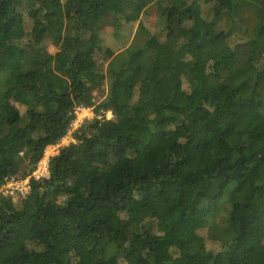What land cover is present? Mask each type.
I'll return each mask as SVG.
<instances>
[{"label":"trees","instance_id":"1","mask_svg":"<svg viewBox=\"0 0 264 264\" xmlns=\"http://www.w3.org/2000/svg\"><path fill=\"white\" fill-rule=\"evenodd\" d=\"M155 2L164 37L140 40ZM79 105L49 176L0 195V264H264V4L0 0V187Z\"/></svg>","mask_w":264,"mask_h":264},{"label":"rangeland","instance_id":"2","mask_svg":"<svg viewBox=\"0 0 264 264\" xmlns=\"http://www.w3.org/2000/svg\"><path fill=\"white\" fill-rule=\"evenodd\" d=\"M260 4H264V0H257ZM168 3L166 2V4L164 2H155L153 4H151L146 10L145 13L142 16V21L147 29V32L144 33V31L140 34L139 38L140 40L146 38V36L148 34L154 35L156 36V38L158 39V37H160V39L162 40V38L164 37L163 34V21L161 18V11L163 10V7L165 5H167ZM126 26V25H125ZM123 27L120 32L116 35H114V31H113V26L111 24H107L103 27V36L105 38V41L107 44H109L110 46H114L115 48H117V50H120L126 46L129 45V43H131L133 41V38L138 30V22H136L135 24H133L131 27L130 26H126ZM129 36V38H124V35ZM47 44L49 45V49L51 52H55L56 48L51 44V42H48ZM96 93L98 94L99 91H96ZM20 110L22 113L25 112V107L24 106H19ZM85 114L88 116L85 120H90L92 118L95 117L96 113L95 110L93 109V112H85ZM107 118H111L113 116L112 112L109 111L105 112L104 114ZM101 117V115H99ZM75 130L70 131L67 136H65L59 143L55 144V145H50L47 147L46 151L47 154H52L51 156L55 155L58 153L59 149L61 146L66 145L68 143H70L71 141H74L73 138V132ZM45 151V152H46ZM18 197L19 196H13L12 198L14 199L15 202L18 201ZM203 235L205 236V239L208 243V245L210 247H216V244H214V242H212L210 239V235L209 233L206 231V229H204V231L202 232ZM121 261H123L121 259ZM108 264H114V262H109Z\"/></svg>","mask_w":264,"mask_h":264},{"label":"built area","instance_id":"3","mask_svg":"<svg viewBox=\"0 0 264 264\" xmlns=\"http://www.w3.org/2000/svg\"><path fill=\"white\" fill-rule=\"evenodd\" d=\"M94 107L79 105L75 109L76 117L70 124V130H73L82 123L88 116L85 112H93ZM52 154L45 152L44 156L39 160L35 169L25 176L14 175L6 180L0 187V195L25 197L30 190L31 178L41 179L49 176V162Z\"/></svg>","mask_w":264,"mask_h":264},{"label":"clouds","instance_id":"4","mask_svg":"<svg viewBox=\"0 0 264 264\" xmlns=\"http://www.w3.org/2000/svg\"><path fill=\"white\" fill-rule=\"evenodd\" d=\"M75 109H76V108H75ZM109 113H110V111H109ZM75 117H76V116H75ZM84 121H85V119L82 121V123H83ZM71 122H72V121H71ZM82 123H81V124H82ZM81 124L79 125V127L81 126ZM79 127L75 128V129H73V130L78 129ZM70 131H72V130L69 129V132H70ZM69 132H68V133H69ZM66 136H67V135H66ZM44 154H45V153H44ZM43 156H44V155H43Z\"/></svg>","mask_w":264,"mask_h":264}]
</instances>
